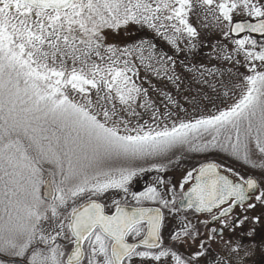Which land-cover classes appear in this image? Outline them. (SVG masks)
Instances as JSON below:
<instances>
[{
    "label": "snow or ice",
    "instance_id": "6c2138e0",
    "mask_svg": "<svg viewBox=\"0 0 264 264\" xmlns=\"http://www.w3.org/2000/svg\"><path fill=\"white\" fill-rule=\"evenodd\" d=\"M209 15L224 40L264 35V0H0V264H250L264 254V41L217 40L206 55L219 65L193 63L212 43L199 23ZM132 25L172 54L108 41ZM178 53L223 107L200 112L213 102L203 88L188 108L163 90L152 99L141 67L182 88ZM183 152L261 176L207 155L179 181L159 175ZM148 172L153 183L134 191ZM245 225L252 242L230 238L217 254L216 237Z\"/></svg>",
    "mask_w": 264,
    "mask_h": 264
},
{
    "label": "rangeland",
    "instance_id": "374dc122",
    "mask_svg": "<svg viewBox=\"0 0 264 264\" xmlns=\"http://www.w3.org/2000/svg\"><path fill=\"white\" fill-rule=\"evenodd\" d=\"M236 20H244L245 17L243 15H235L234 17ZM251 20H255L254 18H248ZM200 24L207 23L209 27L207 28H201L202 35L207 33L209 37L212 38V43L208 44L206 43L205 47H203L202 50L198 51L197 55L195 56H189L187 59L193 63L200 64L205 63L208 67H211L212 65H219L221 62L217 61L215 59L209 61L207 57V53L212 51V44H214L217 40H220L222 43L228 44L229 48H232L233 45L231 44V38L229 40H224L223 37L219 36L218 30L214 26V21L212 20L211 15H209L208 20L204 21L202 18L199 21ZM242 38V37H241ZM146 40L150 41L151 43L155 44L157 46L156 51L159 52H168L170 55L172 54V49L167 43L159 36H157L154 32L151 30L145 28H141L138 25H132L127 31H121L119 33L116 32H110L108 36V41L117 45H120L123 47L127 43L135 42L138 40ZM147 54V53H146ZM185 60V54L184 53H178L176 58V63L180 65L177 72L179 75H181V80L183 83L182 88H177L176 85H174L171 81H169L167 78L163 76V73H161V76H156L151 70L146 69L144 67H141L140 72V79L143 82V86L149 88L150 95L152 99L154 100H160L162 97L160 96V90L166 91L171 93L177 100L180 101V103L185 107H189V101L192 96L197 95V89L203 88L205 92L212 94L211 89L207 88L206 86L199 85L196 83L194 74L188 73L185 71L183 67V62ZM157 67L159 65H156ZM243 71V69H241ZM219 79V78H218ZM218 88H220V85H217ZM222 92L223 89H220ZM213 95V102L208 101L205 99L203 103L199 104L200 112L204 111H215V107L213 106V103L216 107H223V97L218 94H212ZM185 97H188V99H185ZM229 102H231V98H229ZM189 114L190 115H198L199 113L196 111H193L191 108H189ZM180 117L186 119L187 117L183 112L180 113ZM174 118V117H173ZM144 119H148L147 116L144 117ZM170 124V121H168ZM207 155L209 160H220L223 157L221 155H218L216 153H189V152H183V153H177L176 156V163L169 165L168 171L166 173H159V175L166 176L169 181L176 182L181 179L182 174L190 169L193 165H197L200 162L204 161V157ZM258 158V157H254ZM224 159L225 164H231L233 167L240 169L242 172H248L249 174H252L256 176L257 178H260L261 171L259 169H251L247 166H245L241 162H234L232 160ZM156 172H148L141 177H139L137 180H135L132 184V188L134 191H143L145 187L151 183H153V177L157 175ZM239 211V209H237ZM253 227L252 225H245L238 227L235 232H232L230 230L226 229L227 234L225 235V240L227 241V238L236 236L238 241L241 238L245 239V244L251 243L252 240L248 238L245 233L244 229H250ZM256 227V233H255V241L261 242L264 241V224L255 225ZM167 234V233H166ZM250 264H264V254H256L250 261Z\"/></svg>",
    "mask_w": 264,
    "mask_h": 264
},
{
    "label": "flooded vegetation",
    "instance_id": "af4514ba",
    "mask_svg": "<svg viewBox=\"0 0 264 264\" xmlns=\"http://www.w3.org/2000/svg\"><path fill=\"white\" fill-rule=\"evenodd\" d=\"M216 226L219 227V225H216ZM226 234H227V232H226V230H225V231H224V234H223V237L221 238L220 236H217V237H216V243L213 244V249L216 251L217 254H219V255H221V256H225L226 253H227V249H226L225 246H224L225 243L223 242V241L225 240V235H226ZM230 238H231L234 242H235V241H238V240H237L238 238H237L236 236L227 238V241H228ZM239 241L245 244V239H244V238H241Z\"/></svg>",
    "mask_w": 264,
    "mask_h": 264
},
{
    "label": "water",
    "instance_id": "95a60500",
    "mask_svg": "<svg viewBox=\"0 0 264 264\" xmlns=\"http://www.w3.org/2000/svg\"><path fill=\"white\" fill-rule=\"evenodd\" d=\"M237 21H242V20H237ZM249 21L252 22V23H255V20L249 19ZM244 35H251L253 38H256L258 40H264V35H261L259 33H249L247 31L245 33L239 34V37H237L236 34H232V37L231 38H241Z\"/></svg>",
    "mask_w": 264,
    "mask_h": 264
}]
</instances>
